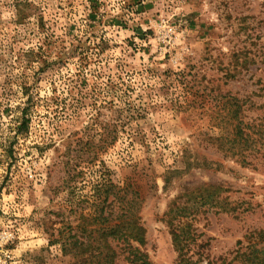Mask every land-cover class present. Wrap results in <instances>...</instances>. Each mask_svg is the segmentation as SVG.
<instances>
[{"label": "rangeland", "instance_id": "1", "mask_svg": "<svg viewBox=\"0 0 264 264\" xmlns=\"http://www.w3.org/2000/svg\"><path fill=\"white\" fill-rule=\"evenodd\" d=\"M131 198L151 264H184L171 228L261 257L264 0H0V264H84Z\"/></svg>", "mask_w": 264, "mask_h": 264}, {"label": "trees", "instance_id": "2", "mask_svg": "<svg viewBox=\"0 0 264 264\" xmlns=\"http://www.w3.org/2000/svg\"><path fill=\"white\" fill-rule=\"evenodd\" d=\"M247 65L248 62H245L241 69V72H237L235 74L229 73L228 76L234 79L237 74H242L243 70H248ZM238 108L239 109H237L236 107L237 110H235L234 112L229 111V115H233V118L236 120H238V115L240 112V114L244 113L241 106H238ZM244 118L245 116H242V118L240 117L238 125L232 128V133L229 135V138H232V140H229V145L232 146V150H238V154H240V157L242 158V164H249V162L247 161V157L250 153L247 154V152H251L253 150V147L256 143L259 142L261 138L260 136L262 134L258 131H255L254 134L255 136H257L255 137L251 131L252 127L245 123V121L243 120ZM258 126L259 125L255 127L257 130ZM235 154L237 155V153ZM131 200L129 202L130 209L127 212L128 220L124 223V227H121L117 224H115L114 226H104L107 223L108 219L103 216V210H101L100 215H98L96 219L93 220V223H97L98 225L94 232L101 235V241L103 242V248L105 252L97 249L98 254H91L92 256L90 257V259L86 260L84 264H116V258L119 255V252H117L118 249L126 252L127 256L125 257V260L128 264H151L148 261L149 258L147 254L141 251V247H143L145 244V232L140 225L139 218H137V216L132 213L131 206L133 200ZM100 205L102 204H99V206ZM171 235L175 251L179 253L180 263L199 264L204 260L205 257L197 255L199 254V251H197V253H194L193 255H187L188 252L194 250L191 248L190 244L196 243V245H198V241L196 239H192L191 241H189L185 239V234L183 231H179V229L174 228H171ZM201 248L202 245L200 244L195 250H200ZM256 253L257 251L252 252L249 255L246 253L242 254V263L263 264L264 259L262 258H264V250L261 257L256 256Z\"/></svg>", "mask_w": 264, "mask_h": 264}]
</instances>
